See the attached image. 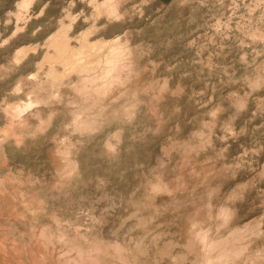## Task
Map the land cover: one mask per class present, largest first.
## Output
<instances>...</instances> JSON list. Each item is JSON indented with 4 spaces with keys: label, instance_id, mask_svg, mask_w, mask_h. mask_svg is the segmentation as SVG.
I'll return each instance as SVG.
<instances>
[{
    "label": "rangeland",
    "instance_id": "rangeland-1",
    "mask_svg": "<svg viewBox=\"0 0 264 264\" xmlns=\"http://www.w3.org/2000/svg\"><path fill=\"white\" fill-rule=\"evenodd\" d=\"M20 1L0 0V73L14 72L0 75V110L23 108L29 133L5 138L0 111V264H35L28 249L42 227L66 244L96 236L99 264H264V0H120L108 20L96 0ZM61 23L73 36L109 28L89 38L119 37L131 65L123 94L81 129L68 119L74 75L57 108L29 92L49 64L61 72L47 46Z\"/></svg>",
    "mask_w": 264,
    "mask_h": 264
},
{
    "label": "bare ground",
    "instance_id": "bare-ground-1",
    "mask_svg": "<svg viewBox=\"0 0 264 264\" xmlns=\"http://www.w3.org/2000/svg\"><path fill=\"white\" fill-rule=\"evenodd\" d=\"M95 1V0H94ZM93 1V3H94ZM120 2V0H96L93 6V9H95L94 11V15H96L97 17H100L102 15L106 16V19H110L111 16L116 17L118 10L116 9L118 3ZM27 2V0H26ZM92 3V2H91ZM28 4V3H27ZM13 5V4H12ZM18 5V4H17ZM24 5H26L25 0H21L19 6L20 7H24ZM91 5V4H90ZM18 9V8H17ZM33 9V8H32ZM21 10V9H19ZM40 11V10H39ZM17 12V11H14ZM23 12V11H22ZM128 13V12H127ZM40 14V12H39ZM17 18V17H16ZM22 18V17H21ZM18 19V18H17ZM103 19V18H102ZM106 20V21H107ZM17 22H15L16 24ZM105 24V23H104ZM92 26L88 29H86V31L81 32L79 35L77 34L76 36H73L72 34L69 35V28H70V24L69 26H64V24H60L56 31H54V33H52L50 38H48V44L47 46H49L51 48L50 52H52V55L48 56L49 59L51 60L48 63H51V65H59V69L61 72H59V75L56 74L55 69L53 70L52 68H50V64L49 67L46 69L45 72H43V75L45 76L44 79L46 78V80L48 81L47 85L45 86L44 84H42L43 81L46 80H41V81H34V83L30 84V93H33L36 95V98L34 96V102L39 105H41L43 107V110L45 107L47 108H51L53 103H54V97L56 96V93L58 92H64L65 91H60L61 89H63L65 86H63V81L62 79H66V77H70L69 75H74L73 79L71 78L72 81H67L68 83H66L67 85H70V87H72V85H74L76 87V99H77V103H79L77 105V107L74 109L73 107H70L71 109H74L71 112V115L68 117V119L70 118L72 121H74V124L77 126L76 128H85L88 127L91 124V118L92 115L95 114V112L102 110L103 108H106L110 103L114 102L115 103V96L117 95H122L124 90V86L128 80L129 77V71H130V67L131 65H129V61H128V57L126 58L127 62L125 64H123L124 61V47H121L120 45H122V40H119V37L114 36L112 38V40L108 41H104L101 38L97 39L93 37V39L89 38L90 36H96V33L99 34V36H109L110 34V29L106 28L102 31L100 30H95V26L93 24H91ZM108 25V23L106 24ZM54 28V27H53ZM16 29V28H15ZM19 29V28H18ZM71 29V28H70ZM15 34L17 33V30H14ZM6 32V31H5ZM100 32V33H99ZM14 34V32H13ZM14 34V35H15ZM38 34V33H37ZM13 35V36H14ZM18 36V35H17ZM19 37V36H18ZM22 38H24L22 36ZM18 39V38H17ZM21 40V39H20ZM46 40V39H45ZM15 42V41H14ZM18 42V41H17ZM29 42V41H28ZM46 42V41H45ZM3 44V42H2ZM74 44V45H72ZM46 45V44H45ZM2 46V45H1ZM120 46V47H118ZM17 47V46H16ZM38 47V46H37ZM48 47V48H49ZM34 48V47H33ZM39 48V47H38ZM37 48V49H38ZM20 50L25 51L24 49L20 48ZM20 50L18 49V51L20 52ZM34 52V49H32ZM36 50V49H35ZM127 49H125V52ZM17 51V50H16ZM27 51V50H26ZM38 51V50H37ZM41 51V49H40ZM47 51V50H46ZM49 51V49H48ZM28 53V52H27ZM36 53V52H35ZM45 53V52H44ZM48 53V52H47ZM17 54V53H16ZM19 54V53H18ZM17 54V55H18ZM21 54V52H20ZM21 56L20 60L23 61L25 58V55H20ZM13 57V56H12ZM18 57V56H16ZM29 57V56H28ZM45 57V56H44ZM47 57V56H46ZM5 58H3L4 60ZM7 59V58H6ZM17 59V58H16ZM19 59V58H18ZM35 59V58H33ZM45 59V58H44ZM9 60V59H7ZM11 62H15L12 60H9ZM19 61V60H17ZM16 61V62H17ZM34 61V60H32ZM8 62V61H7ZM15 62V63H16ZM15 63H12L15 65ZM132 63V62H131ZM2 64V63H1ZM8 64V66H10V62L8 63H4ZM10 64V65H9ZM18 64V62H17ZM33 64L30 61V58L26 61H24L22 63V65H30ZM20 65V63H19ZM12 66V65H11ZM16 66V65H15ZM38 66V64H37ZM48 66V64H47ZM3 67V66H2ZM17 67V66H16ZM53 67V66H52ZM4 68V67H3ZM9 68V67H8ZM36 68V67H35ZM54 68V67H53ZM12 69L11 67L9 68V70ZM27 69V67H26ZM133 69V68H131ZM19 70V69H18ZM17 70V71H18ZM36 70L38 71V69L36 68ZM58 70V69H57ZM5 73L7 72V70H4ZM11 71V70H10ZM59 71V70H58ZM132 71V70H131ZM3 73V71H1ZM9 72V71H8ZM7 72V73H8ZM13 72V70H12ZM8 73L9 75H14L13 73ZM40 72V71H39ZM38 72V73H39ZM0 73V75H4ZM19 72H17L18 75ZM37 73V72H36ZM132 73V72H131ZM29 74V73H28ZM37 75V74H36ZM28 75H26L27 77ZM2 77V76H1ZM6 77H10L7 76ZM5 77V78H6ZM10 77V78H11ZM21 77V76H20ZM24 77V76H23ZM36 77V76H35ZM43 77V76H41ZM3 78V77H2ZM1 78V79H2ZM4 78V79H5ZM22 78V77H21ZM25 78V77H24ZM75 78V80H74ZM135 78V77H134ZM33 79L32 76L31 78L25 79L26 84L30 82V80ZM7 80V79H6ZM10 81V79H8ZM18 82V79H16ZM23 80V78L21 79ZM35 80V79H34ZM68 80V78H67ZM130 80V79H129ZM133 80V79H132ZM29 81V82H28ZM74 81V82H73ZM3 82V81H2ZM14 82V81H13ZM15 82V83H17ZM20 82V80H19ZM32 82V81H31ZM36 82V83H35ZM66 82V81H65ZM4 83V82H3ZM14 83V84H15ZM74 83V84H72ZM8 84V83H7ZM20 84H22V82H20ZM25 84V86H27ZM3 85V84H2ZM5 85V84H4ZM23 85V84H22ZM21 85V86H22ZM29 85V84H28ZM128 85V84H127ZM24 86V87H25ZM23 87V86H22ZM67 87V86H66ZM9 88V87H8ZM26 88V87H25ZM28 88V87H27ZM69 88V87H67ZM11 89V88H10ZM65 89V88H64ZM72 89L75 88L72 87ZM129 89V88H128ZM9 90V89H7ZM16 91V89H14ZM134 90V89H133ZM5 91V90H4ZM13 91V90H12ZM18 91V90H17ZM21 91V90H20ZM11 92V91H10ZM127 92V91H126ZM13 94V92H11ZM66 93L69 94V92L67 91ZM122 93V94H121ZM10 94V93H9ZM15 94V93H14ZM28 94V93H27ZM72 94V92H71ZM70 94V95H71ZM17 95V93H16ZM19 95V94H18ZM29 95V94H28ZM32 95V94H31ZM61 95V94H60ZM64 95V94H62ZM126 95V94H125ZM30 96V95H29ZM75 96V95H74ZM118 96V97H119ZM10 97V96H9ZM19 97V96H18ZM67 97V96H66ZM117 97V98H118ZM127 98V97H126ZM18 99V98H17ZM75 99V98H74ZM73 99V100H74ZM15 100V99H14ZM115 100V101H114ZM118 100V99H117ZM56 101V100H55ZM61 101V100H60ZM69 101H71L69 99ZM30 102V101H29ZM57 103V102H56ZM62 103V102H61ZM67 103V102H66ZM7 104V103H6ZM19 104V103H18ZM30 104V103H29ZM31 105V104H30ZM29 105V106H30ZM38 105V106H39ZM67 105V104H66ZM115 105V104H114ZM119 105V104H118ZM3 106V105H2ZM5 106V105H4ZM8 106V105H7ZM19 106V105H18ZM28 106V107H29ZM35 106V105H34ZM51 106V107H50ZM54 106V105H53ZM56 106V104H55ZM54 106V107H55ZM71 106V105H70ZM13 107V106H12ZM12 107L10 108H5L2 109L1 114H3L2 116L5 119V123L7 124V128H6V132H2L4 133V137L5 138H9L11 136V138H13L14 136V140L17 141V143L21 140V135L22 133L26 132L27 133V122L24 120L19 119L20 117V111L18 109V107H14L12 109ZM23 107V106H21ZM27 107V106H26ZM25 107V108H26ZM41 107V108H42ZM75 107V105H74ZM24 108V109H25ZM31 108V107H30ZM37 108V107H36ZM57 108V107H55ZM23 109V108H21ZM20 109V110H21ZM32 109V108H31ZM108 109V108H107ZM41 110V109H40ZM42 110V111H43ZM51 110V109H50ZM54 110V109H53ZM56 110V109H55ZM54 110V112H55ZM66 110V108H65ZM105 110V109H103ZM110 112V109H108ZM121 110V109H120ZM19 111V113H18ZM48 111V110H47ZM70 111V110H67ZM52 112V110H51ZM122 112V111H121ZM126 112V111H124ZM22 113V112H21ZM40 111L39 110H34L33 113H31L30 116H36L34 118H39ZM105 113V112H104ZM69 114V113H66ZM98 113H96L97 115ZM28 115V116H29ZM101 115V114H100ZM115 115V114H114ZM21 116H24L21 114ZM26 118V117H25ZM29 118V117H28ZM27 118V119H28ZM33 118V117H31ZM48 118V117H47ZM51 118V117H50ZM95 118V117H94ZM96 121V120H95ZM100 121V120H99ZM29 122V121H28ZM39 122V121H37ZM128 122V121H127ZM94 122H92L93 124ZM32 124V123H31ZM72 124V122H71ZM33 125V124H32ZM38 125V124H37ZM63 125V124H62ZM67 126V125H66ZM72 126V125H70ZM69 126V127H70ZM98 126V125H96ZM13 127L15 128L16 132L14 131ZM52 127V126H51ZM65 127V126H64ZM74 127V125H73ZM72 127V128H73ZM93 127V126H92ZM56 129V127H54ZM90 128V127H89ZM74 129V128H73ZM91 129V128H90ZM122 129V128H121ZM134 129V128H133ZM30 130V129H29ZM71 130V129H70ZM48 131V130H47ZM78 131V130H77ZM89 131V130H87ZM1 133V132H0ZM50 133V132H49ZM25 134V133H24ZM23 134V135H24ZM36 134V133H35ZM2 135V134H1ZM10 135V136H9ZM37 135V134H36ZM143 135V134H142ZM3 136V135H2ZM9 136V137H8ZM115 137V136H114ZM44 138V137H43ZM52 138V137H51ZM50 139V138H49ZM5 140V139H4ZM13 140V141H14ZM62 140V139H61ZM109 140V139H107ZM38 141V140H37ZM42 141V140H41ZM54 141V140H53ZM21 142V141H20ZM63 142V141H62ZM109 142V141H108ZM16 143V142H14ZM45 143V142H44ZM56 143V142H55ZM61 143V141H60ZM121 143V142H120ZM18 145V144H17ZM61 146V144H60ZM56 147V145H55ZM111 147V146H110ZM51 148V147H50ZM61 148V147H60ZM107 148V147H106ZM70 149V148H69ZM104 150V149H103ZM78 156V155H77ZM70 160V159H69ZM72 163V162H71ZM69 165V163L67 164ZM75 166V165H74ZM71 168V167H70ZM64 169V168H63ZM69 171V170H68ZM72 173V172H71ZM83 173V172H82ZM62 175V173H61ZM58 178V177H57ZM63 179V177H62ZM81 180V179H80ZM89 182V181H88ZM81 184V183H80ZM175 184V183H174ZM71 185V184H70ZM82 185V184H81ZM75 187V186H74ZM48 188V187H47ZM56 188V186H55ZM68 188V187H67ZM62 189V188H61ZM56 190V189H55ZM52 194V193H51ZM54 194V193H53ZM61 194V193H60ZM59 195V194H58ZM62 195V194H61ZM68 195V194H67ZM65 196V195H64ZM94 196V195H93ZM50 197V196H48ZM60 197V196H59ZM84 197V196H83ZM108 198V197H107ZM52 199V197H51ZM59 199V198H58ZM57 200V199H56ZM80 201V200H79ZM59 202V201H58ZM74 203V202H73ZM106 205V204H105ZM26 207V206H25ZM80 207V206H79ZM68 208V207H67ZM71 208V207H69ZM78 208V207H77ZM81 209V207H80ZM96 209V208H95ZM33 211V210H32ZM21 212V211H20ZM19 212V213H20ZM79 213V211H78ZM178 213V212H177ZM22 215V214H20ZM73 215V214H72ZM87 216V215H86ZM90 216V215H89ZM77 217V216H76ZM101 218V217H100ZM11 219V218H10ZM105 219V218H104ZM86 220V219H85ZM97 221V220H96ZM185 221V220H184ZM85 222V221H84ZM92 222V221H91ZM189 222V221H188ZM87 223V222H86ZM104 223V222H103ZM185 223V222H184ZM183 223V224H184ZM190 223V222H189ZM67 224V223H66ZM76 225V224H75ZM98 225V224H97ZM193 225V224H192ZM73 226V225H72ZM99 226V225H98ZM41 227V226H40ZM46 227V226H45ZM76 227V226H75ZM74 227V228H75ZM80 227V226H79ZM44 227L39 228L36 230V233L32 235L31 237V242L30 245L32 246V249L29 250V253L31 252V261L35 262V264H87L85 261H83L84 259H87L89 261L88 264H96L98 263L95 258L98 257L99 255H103L104 252L103 250L106 248L103 246H101L100 244H98V242L96 241L97 237H92L90 234H85V235H81L79 236L78 234V240L76 238V241L73 242L71 244H66L64 241V237L63 236H53V235H47L45 234V230L43 229ZM84 228V227H82ZM144 228V227H143ZM192 228V227H191ZM56 229V228H55ZM78 229V228H77ZM93 229V228H92ZM35 230V229H34ZM33 230V231H34ZM47 230V229H46ZM80 230V229H79ZM87 230V229H86ZM202 230V229H201ZM97 231V229H96ZM109 231V230H108ZM114 231V230H113ZM188 231V230H187ZM263 231V230H262ZM102 232V231H101ZM260 232V231H259ZM33 233V232H32ZM48 233V232H47ZM76 233V232H75ZM188 233V232H187ZM200 233V230H199ZM233 233V232H232ZM231 233V234H232ZM61 234V233H60ZM204 234V233H203ZM206 234V233H205ZM107 235V234H106ZM228 235V234H227ZM230 235V234H229ZM249 235V234H248ZM197 236V235H196ZM232 236V235H231ZM235 236V235H234ZM7 237V236H5ZM143 237V236H142ZM206 237V235H205ZM160 238V237H159ZM198 238H199V234H198ZM250 238V237H249ZM66 239V237H65ZM93 239V240H92ZM191 239V238H190ZM197 239V238H196ZM194 239V240H196ZM207 239V238H206ZM228 239V238H227ZM67 240V239H66ZM71 240V239H70ZM111 240V239H110ZM132 240V239H131ZM202 240V239H201ZM226 241V239H224ZM229 240V239H228ZM72 241V240H71ZM117 241V240H116ZM191 241V240H190ZM200 241V240H199ZM198 241V242H199ZM210 241V240H209ZM215 241V240H214ZM219 241V240H218ZM221 241V240H220ZM224 241V242H225ZM115 241H113L114 243ZM227 242V241H226ZM100 243V242H99ZM110 243V242H109ZM108 243V244H109ZM118 243V242H117ZM202 243V242H199ZM212 243V242H211ZM218 243V242H216ZM240 243V242H239ZM111 244V243H110ZM109 244V247H110ZM215 244V243H214ZM212 244V246L214 245ZM233 244V243H232ZM25 245V244H24ZM29 245V246H30ZM106 245V244H103ZM116 245V242H115ZM119 245V244H118ZM117 245V246H118ZM178 245V244H177ZM191 245V243H190ZM195 245V244H194ZM199 245V244H198ZM197 245V246H198ZM206 245V244H204ZM222 245V244H221ZM224 245L227 246V244L224 243ZM231 245V244H230ZM113 246V245H112ZM111 246V247H112ZM210 245H208L209 247ZM223 246L222 248H219V250H216V248H214L215 250V255H216V259L218 260L219 263L222 262H227V259L230 258L227 255L230 254V250L229 247L227 246ZM232 246V245H231ZM28 247V246H27ZM108 247V246H106ZM108 247V249H109ZM196 247V246H195ZM194 247V248H195ZM203 247V246H201ZM205 247V246H204ZM207 247V248H208ZM211 247V246H210ZM2 248V247H1ZM30 248V247H29ZM114 250L117 251L116 246L113 247ZM122 248V247H120ZM164 248V247H163ZM186 248V247H185ZM12 249V248H11ZM14 249V248H13ZM25 249V248H24ZM111 249V248H110ZM123 249V248H122ZM155 249V248H154ZM161 249V248H160ZM205 249V248H204ZM212 249V248H211ZM120 252V249H118ZM125 250V249H123ZM142 250V249H141ZM12 251V250H11ZM108 251V250H107ZM122 251V250H121ZM188 251V250H187ZM212 251V250H211ZM234 251V250H233ZM13 252V251H12ZM207 252V251H206ZM236 252H238L236 250ZM20 253V252H19ZM123 253V252H122ZM125 253V252H124ZM183 254V252H181ZM205 253V252H204ZM211 253V252H210ZM234 253V252H233ZM232 253V256H233ZM160 254V253H159ZM209 254V253H208ZM237 254V253H236ZM29 255V254H28ZM117 255V254H116ZM27 256V255H25ZM119 256V255H118ZM211 256V255H210ZM231 256V255H230ZM13 257V256H12ZM106 257V256H105ZM115 257V256H113ZM120 257V256H119ZM177 257V256H176ZM205 257V256H204ZM234 257V256H233ZM260 257V256H259ZM20 258V257H19ZM133 258V257H132ZM170 258V257H169ZM199 258V256L197 257ZM248 258V257H247ZM97 259V258H96ZM102 259V258H100ZM117 259V258H116ZM121 259V258H120ZM128 259V258H127ZM126 259V260H127ZM232 259V258H231ZM183 260V259H182ZM201 260V259H200ZM200 260L197 261L200 262ZM206 260V258H205ZM229 260V259H228ZM234 260V259H233ZM237 260V259H236ZM99 261V260H98ZM118 261V260H117ZM157 261V260H156ZM172 261V260H171ZM174 261V260H173ZM213 261V260H212ZM210 261V262H212ZM26 262V261H25ZM28 262V261H27ZM119 262V261H118ZM147 262V261H146ZM175 262V261H174ZM208 262V260L206 261ZM22 263V262H21ZM31 263V262H30ZM110 264H112L111 262H109ZM213 263V262H212ZM252 263V262H251ZM8 264V263H7ZM19 264V263H18ZM25 264V263H24ZM99 264V263H98ZM122 264V263H121ZM126 264V263H125ZM171 264V263H170ZM186 264V263H185ZM259 264V263H258Z\"/></svg>",
    "mask_w": 264,
    "mask_h": 264
}]
</instances>
